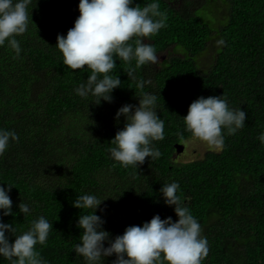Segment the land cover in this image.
I'll list each match as a JSON object with an SVG mask.
<instances>
[{"label":"trees","instance_id":"1","mask_svg":"<svg viewBox=\"0 0 264 264\" xmlns=\"http://www.w3.org/2000/svg\"><path fill=\"white\" fill-rule=\"evenodd\" d=\"M151 2L134 0L133 6ZM209 2L216 4L214 12L224 9L223 0ZM78 4L31 0L28 29L16 37L20 56L7 44L0 47V128L19 136L0 157V184L15 185L10 192L14 214L3 221L19 233L45 216L53 228L46 245H36L42 258L47 264H85L73 248L83 231L77 221L92 210L73 206L78 195L103 200L96 214L114 239L156 214L177 220L174 206L166 205L160 192L163 184L175 181L182 206L207 238L209 253L202 264H264V144L257 139L264 133V0H226L229 21L221 34L193 17L190 6L159 0L167 27L145 40L156 50L157 62L136 67L134 60L117 58L110 74L119 76L121 85L111 102L99 104L74 91L91 70L68 68L56 47L58 34L74 27ZM214 37H221L219 47L202 61ZM141 80L150 83L139 88ZM148 92L156 95L164 121V139L152 143L160 156L125 168L108 151L126 122L124 116L117 122L115 114L125 104L138 106L139 96ZM222 95L231 108L245 111L244 127L226 134L220 150L210 148L201 158L177 162L181 153L175 145L194 139L183 118L190 103ZM22 201L31 207L27 216L19 211ZM6 235L14 242L15 236ZM115 259L113 254L101 264ZM0 264L10 261L0 257Z\"/></svg>","mask_w":264,"mask_h":264},{"label":"clouds","instance_id":"2","mask_svg":"<svg viewBox=\"0 0 264 264\" xmlns=\"http://www.w3.org/2000/svg\"><path fill=\"white\" fill-rule=\"evenodd\" d=\"M30 4L31 0H0V47L7 44L16 57L22 52L16 37L28 29ZM133 4L134 0H79L80 15L74 27L66 35L58 34L56 47L63 55V64L72 70H91L86 82L74 89L81 98L95 97L97 104L101 100L112 101L111 93L121 85L119 76L110 74L117 58L129 64L134 60L136 67L157 62L156 50L145 40L167 27V13L160 10L159 0L143 7ZM131 74L128 71V76ZM146 83L150 81H138L137 87L143 88ZM156 105V95L148 92L139 96L138 106L125 104L117 110L116 121L124 116L126 122L110 141L114 145L108 150L111 159L127 168L138 167L148 157L159 158L160 152L152 143L163 140L165 133ZM183 118L186 131L193 138L220 146L226 134L235 135L244 127L246 113L241 108H231L223 95L200 96L190 103ZM257 139L264 144V133ZM18 141L14 130L0 128V157L10 143ZM13 186L0 184V257L10 264H47L36 245H46L53 223L41 215L28 230L18 233L13 224L3 221L4 216L14 214L10 197ZM178 189L175 181L160 189L164 203L174 206L177 220L173 221L171 216L161 219L156 214L142 226H127L114 239L103 228L104 219L96 214L103 200L93 194L78 195L73 206L92 212L80 215L77 221V227L83 231L80 242L74 245L75 253L83 257L85 264H101L102 258L113 254L116 259L112 264H202L209 253L207 238L202 235L199 221L182 206ZM18 207L24 216L31 212L30 205L23 201ZM6 232L15 236L14 242L10 243Z\"/></svg>","mask_w":264,"mask_h":264},{"label":"rangeland","instance_id":"3","mask_svg":"<svg viewBox=\"0 0 264 264\" xmlns=\"http://www.w3.org/2000/svg\"><path fill=\"white\" fill-rule=\"evenodd\" d=\"M207 1V2H206ZM175 6H190L192 10L193 17L202 18V20L208 24V28L212 31V33L221 34L224 25L228 23V13L226 0H223L224 9H220L214 12L216 4H212L213 2H209L208 0H181L177 2H172ZM206 3V4H205ZM226 6V7H225ZM199 7V8H198ZM219 38L214 37L209 42V49L206 53H203L202 61H208L215 55L216 49L219 47ZM185 144V150L180 154L176 155L177 162H188L191 160H195L204 156L207 149L215 148L220 150V146H210L207 143L200 141L199 139H191L188 140Z\"/></svg>","mask_w":264,"mask_h":264},{"label":"water","instance_id":"4","mask_svg":"<svg viewBox=\"0 0 264 264\" xmlns=\"http://www.w3.org/2000/svg\"><path fill=\"white\" fill-rule=\"evenodd\" d=\"M175 147L177 149V151H176L177 154L182 153L185 150V145L184 144L177 143L175 145Z\"/></svg>","mask_w":264,"mask_h":264},{"label":"flooded vegetation","instance_id":"5","mask_svg":"<svg viewBox=\"0 0 264 264\" xmlns=\"http://www.w3.org/2000/svg\"><path fill=\"white\" fill-rule=\"evenodd\" d=\"M177 2V1H181V0H170V2ZM173 4V3H172ZM174 5V4H173Z\"/></svg>","mask_w":264,"mask_h":264}]
</instances>
